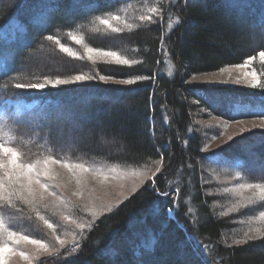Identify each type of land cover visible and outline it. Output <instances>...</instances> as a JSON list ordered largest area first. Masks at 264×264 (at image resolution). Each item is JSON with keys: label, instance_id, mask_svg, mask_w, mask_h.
Here are the masks:
<instances>
[{"label": "trees", "instance_id": "16d2710c", "mask_svg": "<svg viewBox=\"0 0 264 264\" xmlns=\"http://www.w3.org/2000/svg\"><path fill=\"white\" fill-rule=\"evenodd\" d=\"M18 24L0 39V251L29 241L54 247L33 264H264V233L242 226L256 212L229 207L230 185L207 186L208 163L235 157L208 152L215 134L196 122L264 119V0H0V37ZM231 67L255 81L194 82ZM48 161L153 180L64 229L35 194Z\"/></svg>", "mask_w": 264, "mask_h": 264}, {"label": "rangeland", "instance_id": "374dc122", "mask_svg": "<svg viewBox=\"0 0 264 264\" xmlns=\"http://www.w3.org/2000/svg\"><path fill=\"white\" fill-rule=\"evenodd\" d=\"M21 32L22 27L18 24L17 29L4 31L0 39L16 38ZM7 65V60L0 61V72L6 70ZM254 81L255 77L246 67H231L222 72L202 75L194 79L197 84L207 86L225 84L233 87H246ZM205 116L207 115L205 114ZM196 122L198 126L203 129L208 128L215 134L211 136L209 144H207L208 152H216L217 149L225 148L228 152L233 153L231 156L235 157L223 155L224 157L220 161L218 160L217 163H208L206 171H211L210 175L214 177H210L205 173L211 179L207 186L214 189L221 182L230 185L229 190L225 191L229 193H222V196L229 197L226 198L229 200V207H235V209L247 214L255 211L256 214L251 216L246 224L243 222L242 226H248L250 236L256 233L262 235L264 233V207L262 205L264 204V163L262 162V164L261 161L260 163L256 162L252 153L254 148L259 144H263L258 142L256 138L261 136L260 133H264V119L247 118L233 123H224L217 118L204 117ZM235 148H237V151L232 152L231 150ZM240 164L242 165L241 168L238 166ZM48 165H51L48 166L50 170L46 166L44 169H46L45 172L49 173L48 177H51V179L48 180L49 182L44 181L41 185L35 187V194L37 196L40 193L54 201L52 204L55 206V214L62 218L64 229L70 228L73 230V227L79 228L82 225L73 223V220L80 214L76 212L79 208L86 210V213L84 212L86 216H99L101 213L110 211L120 205L123 200L143 186L144 183L153 180L151 176L145 173L142 175L128 173L117 178H108L106 173H102L96 179L84 178L86 173L83 176L79 175V171H74L73 168L75 167H70L67 164L59 166L49 162ZM107 175L110 177L112 173H107ZM57 192L61 193L62 196H59ZM214 194L217 195L216 190ZM253 195H255L254 198H252ZM65 198L69 200L71 198L79 206L72 203L71 200V207L65 206L62 200ZM65 243H69L68 240L65 239ZM25 248L20 250L8 248L4 252L0 251V264H33L39 259L52 255L54 251V247L46 244L37 245L29 241L25 243Z\"/></svg>", "mask_w": 264, "mask_h": 264}, {"label": "snow or ice", "instance_id": "6c2138e0", "mask_svg": "<svg viewBox=\"0 0 264 264\" xmlns=\"http://www.w3.org/2000/svg\"><path fill=\"white\" fill-rule=\"evenodd\" d=\"M89 51H91V49H89ZM260 56H261V58H264V52H261L260 53ZM84 77H82V76H78L77 77V79H83ZM18 87H20L19 85H18ZM0 150H2V151H4V152H9L10 150L9 149H6V148H3V146L2 145H0ZM12 155H15V153H12ZM14 162V161H13ZM49 227H51V225H49Z\"/></svg>", "mask_w": 264, "mask_h": 264}]
</instances>
